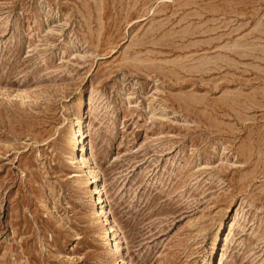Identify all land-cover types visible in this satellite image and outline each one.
<instances>
[{"label": "rangeland", "instance_id": "374dc122", "mask_svg": "<svg viewBox=\"0 0 264 264\" xmlns=\"http://www.w3.org/2000/svg\"><path fill=\"white\" fill-rule=\"evenodd\" d=\"M122 260L264 264V0H0V264Z\"/></svg>", "mask_w": 264, "mask_h": 264}, {"label": "bare ground", "instance_id": "6f19581e", "mask_svg": "<svg viewBox=\"0 0 264 264\" xmlns=\"http://www.w3.org/2000/svg\"><path fill=\"white\" fill-rule=\"evenodd\" d=\"M79 122V121H78ZM79 132H80V135H79V137H82L83 135H84V133H82V129H81V127H79ZM77 138V137H76ZM81 142L83 141V139H81L80 140ZM83 149H84V147H83ZM98 171V170H97ZM96 169H93V171L92 172H89V171H86V176L87 175H90L91 173H92V181H91V183L94 185L95 184V186H94V189L92 190V191H97V190H99V184H98V177H97V174H96ZM85 178V177H84ZM101 192V190H99V193ZM99 202L100 203H104V201H102V197H101V195H100V197H99ZM102 211V214H103V216H104V218H105V220L103 221V226L105 227V224L107 223V219H108V210L107 211H105L104 210V208L101 210ZM112 228H113V230L114 231H116V229H114V225L112 226ZM118 238V237H117ZM117 242V241H116ZM120 243L118 242L117 243V250H120ZM122 262V264H124L126 261L125 260H122L121 261ZM120 262H116V264H119Z\"/></svg>", "mask_w": 264, "mask_h": 264}]
</instances>
